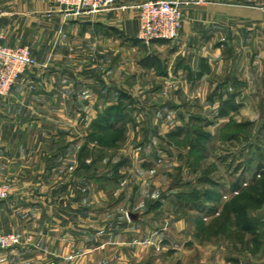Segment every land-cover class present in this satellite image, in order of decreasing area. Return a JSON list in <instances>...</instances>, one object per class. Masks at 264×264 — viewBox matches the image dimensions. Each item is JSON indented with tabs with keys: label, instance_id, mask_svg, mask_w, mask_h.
Instances as JSON below:
<instances>
[{
	"label": "rangeland",
	"instance_id": "obj_1",
	"mask_svg": "<svg viewBox=\"0 0 264 264\" xmlns=\"http://www.w3.org/2000/svg\"><path fill=\"white\" fill-rule=\"evenodd\" d=\"M210 3L200 39L74 52L87 100L49 120L40 167L0 176L30 196L35 264H264V24Z\"/></svg>",
	"mask_w": 264,
	"mask_h": 264
},
{
	"label": "crops",
	"instance_id": "obj_2",
	"mask_svg": "<svg viewBox=\"0 0 264 264\" xmlns=\"http://www.w3.org/2000/svg\"><path fill=\"white\" fill-rule=\"evenodd\" d=\"M141 1L120 0V3L134 5ZM210 2L213 8H241L242 12L234 16L249 26L264 24V0ZM10 3L11 7L0 15V33L5 34L8 44L29 46L38 62L26 70L9 96L0 97V176L17 180L23 176L25 167L41 166L40 153L46 151V138L52 134L49 120L57 117L56 113L65 114L63 105L87 100L81 89L88 85V79L85 80L87 76L81 66L75 67L74 52L86 54L93 48L100 54V37L118 39L124 35L136 39L140 24L135 10L74 15L56 0H14ZM196 9V6L184 9L178 40L189 41L204 36L202 25L210 23L212 15L200 17ZM226 18L228 23L235 19L232 15ZM202 58L204 56L199 59ZM203 70L200 68L199 72L203 73ZM62 135L67 136L66 132ZM57 137L60 136L55 133L53 146L62 141ZM70 143L71 140L62 149L69 150L73 145ZM28 197L26 192L15 188L8 200L0 202V232L16 233L21 238V244L16 247L18 256L6 257L9 264L40 262L39 253L35 254L40 242L31 239L30 225L25 221L29 217V208L22 200H28ZM4 258L0 254V260Z\"/></svg>",
	"mask_w": 264,
	"mask_h": 264
},
{
	"label": "built area",
	"instance_id": "obj_3",
	"mask_svg": "<svg viewBox=\"0 0 264 264\" xmlns=\"http://www.w3.org/2000/svg\"><path fill=\"white\" fill-rule=\"evenodd\" d=\"M74 15H85L111 10H135L139 19L138 38L145 44L155 41H173L179 37L184 20V9L201 6L208 0H143L134 5L121 4L120 0H56ZM31 48L26 45L6 43L0 33V96L7 97L22 75L37 65ZM12 194L11 185L0 179V202ZM21 244L16 233L0 232V250L15 248Z\"/></svg>",
	"mask_w": 264,
	"mask_h": 264
},
{
	"label": "trees",
	"instance_id": "obj_4",
	"mask_svg": "<svg viewBox=\"0 0 264 264\" xmlns=\"http://www.w3.org/2000/svg\"><path fill=\"white\" fill-rule=\"evenodd\" d=\"M260 173H262V174L264 173V165L263 164L259 165L258 171L256 172V174L254 176V180H256L257 175L260 174ZM1 202H3V201H1Z\"/></svg>",
	"mask_w": 264,
	"mask_h": 264
}]
</instances>
